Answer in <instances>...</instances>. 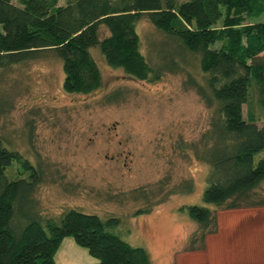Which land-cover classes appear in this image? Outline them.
Returning a JSON list of instances; mask_svg holds the SVG:
<instances>
[{"label": "trees", "instance_id": "obj_1", "mask_svg": "<svg viewBox=\"0 0 264 264\" xmlns=\"http://www.w3.org/2000/svg\"><path fill=\"white\" fill-rule=\"evenodd\" d=\"M143 21L195 56L201 74L190 84L213 111L209 131L193 147L209 166L203 201L213 209L188 208L198 229L187 251L205 250L207 237L218 232L219 210L264 206V123L253 110L244 114L254 103L264 112V0H0V81L11 67L54 52L64 90L92 94L102 86L95 49L136 80H160L141 51ZM6 107L0 92V113ZM43 179L0 136V264H56L66 237L98 264H152L147 249L111 231L122 225L119 218L76 209L48 217L35 197ZM194 190L190 183L180 192Z\"/></svg>", "mask_w": 264, "mask_h": 264}, {"label": "rangeland", "instance_id": "obj_2", "mask_svg": "<svg viewBox=\"0 0 264 264\" xmlns=\"http://www.w3.org/2000/svg\"><path fill=\"white\" fill-rule=\"evenodd\" d=\"M138 32L160 80H136L95 49L102 86L89 95L69 94L61 60L46 52L1 75L7 107L0 113V136L43 171L35 197L48 217L76 209L119 218L122 225L111 231L147 249L152 264H177L180 253L192 252L190 238L198 229L188 208L213 209L203 201L209 166L193 149L209 131L213 111L190 84L201 74L195 56L148 21ZM251 110L263 124L255 103L244 106L245 117ZM188 183L194 192H180ZM228 211L218 216L236 214ZM206 250L207 244L193 251L202 255L193 264H208L206 256L216 255L213 247Z\"/></svg>", "mask_w": 264, "mask_h": 264}, {"label": "crops", "instance_id": "obj_3", "mask_svg": "<svg viewBox=\"0 0 264 264\" xmlns=\"http://www.w3.org/2000/svg\"><path fill=\"white\" fill-rule=\"evenodd\" d=\"M228 217L218 216V232L207 238V254L214 248V256H206L210 264H264V206L243 208ZM228 211V212H229ZM222 255H218L220 245ZM199 253L187 252L177 256V264L199 262ZM203 260V258H202ZM56 264H98L86 248L72 237H66L55 256Z\"/></svg>", "mask_w": 264, "mask_h": 264}]
</instances>
